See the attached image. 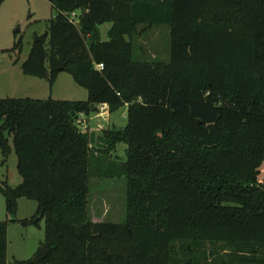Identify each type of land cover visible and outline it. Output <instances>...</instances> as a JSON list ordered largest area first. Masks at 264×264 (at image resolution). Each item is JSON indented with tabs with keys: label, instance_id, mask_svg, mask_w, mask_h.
Returning <instances> with one entry per match:
<instances>
[{
	"label": "trees",
	"instance_id": "trees-1",
	"mask_svg": "<svg viewBox=\"0 0 264 264\" xmlns=\"http://www.w3.org/2000/svg\"><path fill=\"white\" fill-rule=\"evenodd\" d=\"M48 1L49 48L33 42L22 73L52 89L65 72L87 99H0L21 177L0 188L6 210L25 198L45 219L33 257L11 264H264V0ZM157 25L169 63L136 61L132 40ZM102 106H127V126L83 132ZM92 179L126 180L123 223L90 220ZM6 248L0 221V264Z\"/></svg>",
	"mask_w": 264,
	"mask_h": 264
},
{
	"label": "rangeland",
	"instance_id": "rangeland-1",
	"mask_svg": "<svg viewBox=\"0 0 264 264\" xmlns=\"http://www.w3.org/2000/svg\"><path fill=\"white\" fill-rule=\"evenodd\" d=\"M57 15L48 0H3L0 5V99H38L51 98L60 101H85L86 90L75 84L71 76L60 73L52 87L45 80L25 76L22 64L27 60L35 35L47 32L49 21ZM110 24L100 26L102 41H107ZM143 28H140V31ZM21 38V49L12 51L14 44ZM45 47L49 48L46 38ZM134 59L138 62L169 63L170 30L168 26L157 25L146 28L132 40ZM23 80H22V79ZM33 83V84H32ZM37 91V92H35ZM105 109V111H103ZM86 131L99 135L103 130L123 129L128 124L127 106L114 112L106 107L98 114L82 120ZM82 130V129H81ZM8 152L4 156L0 149V188L5 185L15 188L21 183L17 171V158L12 136L4 134ZM127 145L117 144L111 154L116 162L126 161ZM259 181L264 182V161L261 165ZM126 180L92 179L89 194V218L92 222L123 223L125 221ZM37 203L20 198L17 200L15 214L6 210L5 198L0 190V221L6 223L7 248L6 262L26 261L33 257L44 241L45 219L36 216ZM33 220L36 223L22 224Z\"/></svg>",
	"mask_w": 264,
	"mask_h": 264
},
{
	"label": "water",
	"instance_id": "water-1",
	"mask_svg": "<svg viewBox=\"0 0 264 264\" xmlns=\"http://www.w3.org/2000/svg\"><path fill=\"white\" fill-rule=\"evenodd\" d=\"M47 37V32H45L43 35H35L34 42H41L43 43ZM200 124V123H199Z\"/></svg>",
	"mask_w": 264,
	"mask_h": 264
},
{
	"label": "built area",
	"instance_id": "built-area-1",
	"mask_svg": "<svg viewBox=\"0 0 264 264\" xmlns=\"http://www.w3.org/2000/svg\"><path fill=\"white\" fill-rule=\"evenodd\" d=\"M72 17H74V15H72ZM101 108H103V106L100 107V109H101ZM103 111H105V109H103ZM97 114H98V113H97ZM82 120H83V118L80 119V121H79V126H80V128L82 129V131L85 132V131H86V125H85V123H84Z\"/></svg>",
	"mask_w": 264,
	"mask_h": 264
},
{
	"label": "crops",
	"instance_id": "crops-1",
	"mask_svg": "<svg viewBox=\"0 0 264 264\" xmlns=\"http://www.w3.org/2000/svg\"><path fill=\"white\" fill-rule=\"evenodd\" d=\"M22 79V78H21ZM23 80V79H22ZM57 81V80H56ZM56 83V82H55ZM33 84V83H32ZM55 85V84H54ZM54 87V86H53ZM35 92H37V91H35ZM103 107H106L107 108V106H103Z\"/></svg>",
	"mask_w": 264,
	"mask_h": 264
}]
</instances>
